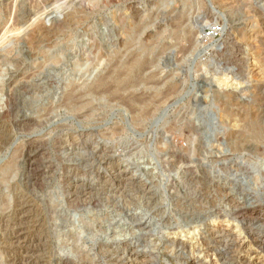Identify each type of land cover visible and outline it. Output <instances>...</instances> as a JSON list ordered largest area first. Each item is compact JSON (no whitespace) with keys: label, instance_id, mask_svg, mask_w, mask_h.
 Segmentation results:
<instances>
[{"label":"rangeland","instance_id":"rangeland-1","mask_svg":"<svg viewBox=\"0 0 264 264\" xmlns=\"http://www.w3.org/2000/svg\"><path fill=\"white\" fill-rule=\"evenodd\" d=\"M259 19L264 0H0V264H264Z\"/></svg>","mask_w":264,"mask_h":264},{"label":"bare ground","instance_id":"bare-ground-1","mask_svg":"<svg viewBox=\"0 0 264 264\" xmlns=\"http://www.w3.org/2000/svg\"><path fill=\"white\" fill-rule=\"evenodd\" d=\"M259 11V10H258ZM257 11V12H258ZM28 12V11H27ZM260 12V11H259ZM262 13V12H261ZM261 15V14H260ZM261 16H259V18H260ZM221 18H222V27L220 28H215V29H218V32H221L222 33V38H223V40L224 41H222L221 43H220V45L221 46H223V47H225L226 45L227 46H229L228 45V41L229 40H231L230 38L228 39V37H230V35L228 34L229 33V31H228V27H227V19H226V16H225V13L221 16ZM256 19H258V18H256ZM256 19L254 20V21H256ZM229 20V19H228ZM260 20V19H259ZM258 20V21H259ZM186 21V20H185ZM261 21V20H260ZM184 22V21H183ZM257 22V21H256ZM262 22V21H261ZM260 22V23H261ZM263 23V22H262ZM178 24H179V22H178ZM254 24H256V23H254ZM264 24V23H263ZM262 24V25H263ZM216 25V24H215ZM261 25V26H262ZM183 26V25H182ZM260 26V25H259ZM260 26V27H261ZM180 27V26H179ZM204 27L205 26H200V27H198L199 29V32H198V34L200 33V35H201V37H202V39H201V41L199 42V44L200 43H202V41L206 38V34L205 33H203V29H204ZM257 27H258V25H257ZM257 27H256V29H257ZM262 28V27H261ZM232 29H233V27H232ZM262 29H264V27L262 28ZM254 30V29H253ZM189 31V30H188ZM250 31H252V30H250ZM249 31V32H250ZM259 31H261V30H259ZM263 31V30H262ZM190 32V31H189ZM216 32V31H215ZM188 33V32H187ZM238 33V32H237ZM257 33V32H256ZM262 33V32H261ZM160 34V33H159ZM251 34V33H250ZM253 34H254V32H253ZM256 35V34H255ZM192 37V36H191ZM250 37V36H249ZM251 37H253V36H251ZM250 37V38H251ZM256 37V36H255ZM191 39V38H190ZM193 39V38H192ZM200 39V38H199ZM252 40V39H251ZM230 42H232V41H230ZM204 43V42H203ZM202 43V44H203ZM235 44V43H234ZM232 45H233V42H232ZM231 45V46H232ZM262 45V44H261ZM220 47V46H219ZM264 47V46H263ZM228 48V47H227ZM232 48H233V46H232ZM235 48H236V46H235ZM221 49V48H220ZM229 49V48H228ZM231 49V48H230ZM225 50V49H224ZM231 51V50H230ZM264 54V53H263ZM224 55V54H223ZM228 55V54H227ZM233 56V55H232ZM223 57V56H222ZM235 57V56H234ZM231 59V57H228V59ZM139 59V58H138ZM139 61V60H138ZM223 61H225V60H223ZM229 61V60H228ZM231 61V60H230ZM233 61V60H232ZM225 63V62H224ZM257 63V62H256ZM130 64H131V62H130ZM133 66V65H132ZM255 67V66H254ZM258 69V68H257ZM122 71V70H121ZM225 72V71H224ZM251 72V71H250ZM259 73V72H258ZM262 75V74H261ZM245 76V75H244ZM225 77H227V75L225 76ZM124 78V77H123ZM123 78H122V80H123ZM126 78V77H125ZM37 79V78H36ZM118 79V78H117ZM228 79V78H227ZM227 79H223V80H220V82H219V87H220V85L221 86H228L227 84H229V80H227ZM119 80V79H118ZM127 80V79H126ZM130 81V80H129ZM98 82V81H97ZM111 82V81H110ZM154 82V81H153ZM38 84V83H37ZM95 84H96V82H95ZM233 84V83H232ZM107 85V84H106ZM115 85V84H114ZM117 85V84H116ZM156 85V84H155ZM122 86V85H121ZM127 86H129V85H127ZM131 86V85H130ZM134 86V85H133ZM230 86V85H229ZM234 86V85H233ZM237 86V85H236ZM81 87V86H80ZM105 87V86H104ZM120 87V86H119ZM235 87V86H234ZM233 87V88H234ZM74 88V87H73ZM79 88V87H78ZM101 88V87H100ZM107 88H109V87H107ZM227 88V87H226ZM129 89H131V88H129ZM114 90V89H113ZM10 91V90H9ZM71 92H72V90H70ZM103 91V90H102ZM112 91V90H111ZM122 91H123V89H122ZM121 91V92H122ZM101 92V91H100ZM108 92V91H107ZM113 92H115V91H113ZM112 92V93H113ZM73 93V92H72ZM81 93V92H80ZM79 93V94H80ZM90 93H91V91H90ZM99 93V92H98ZM69 94V93H68ZM83 94V93H82ZM89 94V93H88ZM8 95V94H7ZM96 95V94H95ZM105 95H108V94H105ZM122 95V94H121ZM131 95V97H132V94H130ZM158 95H159V93H158ZM167 95V94H166ZM84 96V95H83ZM104 96V95H103ZM110 96V95H109ZM108 96V97H109ZM152 96V95H151ZM77 97V96H76ZM81 97V96H80ZM111 97V96H110ZM116 97V96H115ZM126 97V96H125ZM135 97V96H134ZM73 98V97H72ZM83 98V97H82ZM69 99V98H68ZM150 99V98H149ZM156 99V98H155ZM158 99H159V97H158ZM71 100V99H70ZM119 100V99H118ZM133 100V99H132ZM160 100V99H159ZM122 101V100H121ZM125 101V100H124ZM133 102V101H132ZM135 102V101H134ZM151 102V101H150ZM159 102V101H158ZM80 103V102H79ZM85 103V102H84ZM67 104V103H66ZM76 104H78V103H76ZM124 104V103H123ZM130 104V103H129ZM70 105V104H69ZM78 107V106H77ZM133 107V106H132ZM137 108V107H136ZM70 109V108H69ZM75 109V108H74ZM73 109V110H74ZM153 109V108H152ZM72 110V109H71ZM78 110V109H77ZM150 110V109H149ZM141 111V110H140ZM144 111V110H143ZM142 112V111H141ZM145 112V111H144ZM137 115V114H136ZM143 115H146V114H143ZM149 115V114H148ZM141 116V115H140ZM28 117V116H27ZM137 118V117H136ZM26 120H27V118H26ZM5 126V125H4ZM11 130V129H10ZM5 135V134H4ZM1 137V136H0ZM8 137V136H7ZM168 139V138H167ZM166 140V139H165ZM0 141H1V139H0ZM3 142V141H2ZM7 144V143H6ZM38 149V148H37ZM37 149H36V151H37ZM39 150V149H38ZM22 152V151H21ZM14 155V154H13ZM64 155V154H63ZM15 156V155H14ZM74 171V170H73ZM5 178V177H4ZM3 181V180H2ZM211 181V180H210ZM222 185V184H221ZM219 191V190H218ZM221 193V192H220ZM229 193V192H228ZM222 194V193H221ZM4 195V194H3ZM228 195V194H227ZM219 198V197H218ZM195 201V200H194ZM6 205H8L7 203H6ZM251 205V204H250ZM209 206V205H208ZM209 208V207H208ZM238 208V207H237ZM1 209H3V208H1ZM204 209V208H203ZM218 209V208H217ZM216 209V210H217ZM223 209V208H222ZM242 209V208H241ZM253 209V208H252ZM227 210V209H226ZM236 210V209H235ZM254 210V209H253ZM3 211H5L4 209H3ZM243 211V210H242ZM204 212V211H203ZM233 212V211H232ZM249 212V211H248ZM26 213V212H25ZM231 213V212H230ZM19 214V213H18ZM27 214V213H26ZM242 214V213H241ZM253 214V213H252ZM25 215V214H24ZM239 215V214H238ZM256 215V217L255 218H257V217H263L262 216V214L261 213H256L255 214ZM62 216V215H61ZM222 216V215H221ZM42 217V216H41ZM107 217V216H106ZM134 217V216H133ZM193 217V216H192ZM65 218V217H64ZM202 218V217H201ZM204 218V217H203ZM212 218V217H211ZM133 219H135V218H133ZM192 219V218H191ZM16 220V219H15ZM196 220V219H195ZM259 221V220H258ZM43 222V221H42ZM25 223V222H24ZM249 223V222H248ZM23 224V223H22ZM28 224V223H27ZM35 224V223H34ZM263 224V223H262ZM24 226V225H23ZM145 226V225H144ZM35 228V227H34ZM36 229V228H35ZM12 230V229H11ZM32 230V229H31ZM224 230V229H223ZM28 232V231H27ZM27 232H24V230L23 229H19L18 231H17V237L15 238V239H17V242H16V244L17 245H19L18 247L20 248V249H22V250H25V251H29L30 249V247L32 246L33 248V251L34 252H36V251H38V250H40L42 247H41V244H40V242L39 241H36L35 239H32V241L30 240H28L27 238H26V236H28V233ZM30 232V231H29ZM63 232V231H62ZM132 232V231H131ZM14 233V232H13ZM16 233V232H15ZM216 233V232H215ZM11 234V233H10ZM30 234V233H29ZM45 234V233H44ZM98 234V233H97ZM12 235V234H11ZM31 235V234H30ZM66 235V234H65ZM1 236V235H0ZM12 237V236H11ZM15 237V236H14ZM257 237V236H256ZM260 238V237H259ZM69 239V238H68ZM230 239V238H229ZM66 240V239H65ZM258 240V239H257ZM12 241V240H11ZM10 241V242H11ZM234 241V240H233ZM259 241V240H258ZM6 242V241H5ZM29 243H32V245H30ZM27 244L28 245H30V246H27ZM231 244V243H230ZM255 244V243H254ZM12 245V244H11ZM67 245V244H66ZM229 245V244H228ZM10 247H12V246H10ZM14 248V247H13ZM16 248V247H15ZM255 249V248H254ZM260 249V248H259ZM9 250V249H8ZM16 250V249H15ZM42 250V249H41ZM252 250V249H251ZM256 250V249H255ZM261 250V249H260ZM134 251V250H133ZM222 251V250H221ZM12 252H13V250H12ZM17 252H20V251H17ZM204 252V251H203ZM220 252V251H219ZM14 253H16V251L14 252ZM30 254H28V253H25V254H28L27 256L26 255H24V257L22 256V257H20V259L18 260V262L16 261V262H14L13 264H43L41 261H40V259H38V257H36V255H34V253L33 252H29ZM36 254H38V253H36ZM23 255V254H22ZM74 255V254H73ZM240 256V255H239ZM253 258V257H252ZM14 259V258H13ZM215 259V258H214ZM17 260V259H16ZM49 260V259H48ZM13 262V261H12ZM250 262V261H249ZM183 264V263H182ZM216 264V263H215Z\"/></svg>","mask_w":264,"mask_h":264},{"label":"built area","instance_id":"built-area-1","mask_svg":"<svg viewBox=\"0 0 264 264\" xmlns=\"http://www.w3.org/2000/svg\"><path fill=\"white\" fill-rule=\"evenodd\" d=\"M205 31H206V34L207 35H210L213 32L215 33L214 35H211L210 37L217 36L218 34H220V33H218V29H213V28L210 29V28H207Z\"/></svg>","mask_w":264,"mask_h":264}]
</instances>
